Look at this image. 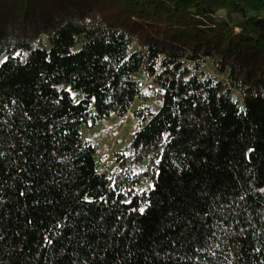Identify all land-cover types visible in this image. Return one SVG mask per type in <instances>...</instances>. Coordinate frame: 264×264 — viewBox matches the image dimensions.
<instances>
[{
	"label": "trees",
	"instance_id": "16d2710c",
	"mask_svg": "<svg viewBox=\"0 0 264 264\" xmlns=\"http://www.w3.org/2000/svg\"><path fill=\"white\" fill-rule=\"evenodd\" d=\"M0 264H264V0H0Z\"/></svg>",
	"mask_w": 264,
	"mask_h": 264
},
{
	"label": "rangeland",
	"instance_id": "374dc122",
	"mask_svg": "<svg viewBox=\"0 0 264 264\" xmlns=\"http://www.w3.org/2000/svg\"><path fill=\"white\" fill-rule=\"evenodd\" d=\"M205 71L216 76L219 80L224 81L225 78L218 75L210 64L205 65ZM140 77L143 93L147 96L145 100L135 101L132 109L124 118L112 116L106 118L94 127H82L83 136L91 141L97 149L96 160L98 167L104 169L103 172L112 173L117 171V155H129L131 152L130 144L132 142L133 132L138 124V120L133 116L134 111L141 110L144 114L156 112L160 106L159 99L153 94V90L149 89L150 83L146 78ZM76 101L80 96L73 94ZM148 166L147 162H143L138 167H133L134 173L145 170Z\"/></svg>",
	"mask_w": 264,
	"mask_h": 264
},
{
	"label": "snow or ice",
	"instance_id": "6c2138e0",
	"mask_svg": "<svg viewBox=\"0 0 264 264\" xmlns=\"http://www.w3.org/2000/svg\"><path fill=\"white\" fill-rule=\"evenodd\" d=\"M165 140H167V136L165 137ZM86 199H87V198H86ZM129 202H130V201H129ZM139 211H140L141 213H144L145 209H144V208H140ZM47 243L50 245V244L52 243V241H51V240H48ZM211 254H212V255H215L214 252L211 253Z\"/></svg>",
	"mask_w": 264,
	"mask_h": 264
},
{
	"label": "built area",
	"instance_id": "2783aa9c",
	"mask_svg": "<svg viewBox=\"0 0 264 264\" xmlns=\"http://www.w3.org/2000/svg\"><path fill=\"white\" fill-rule=\"evenodd\" d=\"M134 79H136V76H133ZM104 169H102L101 167H99V172H103Z\"/></svg>",
	"mask_w": 264,
	"mask_h": 264
}]
</instances>
